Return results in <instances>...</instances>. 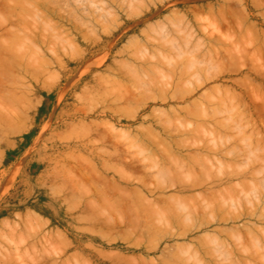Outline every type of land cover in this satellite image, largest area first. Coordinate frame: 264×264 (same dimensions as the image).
<instances>
[{
	"label": "rangeland",
	"instance_id": "obj_1",
	"mask_svg": "<svg viewBox=\"0 0 264 264\" xmlns=\"http://www.w3.org/2000/svg\"><path fill=\"white\" fill-rule=\"evenodd\" d=\"M23 1L0 0V264H264V0Z\"/></svg>",
	"mask_w": 264,
	"mask_h": 264
},
{
	"label": "bare ground",
	"instance_id": "obj_2",
	"mask_svg": "<svg viewBox=\"0 0 264 264\" xmlns=\"http://www.w3.org/2000/svg\"><path fill=\"white\" fill-rule=\"evenodd\" d=\"M22 1H23V0H22ZM24 1H26V0H24ZM24 1H23V2H24ZM29 1H30V0H29ZM34 1H35V0H34ZM38 1H39V0H38ZM45 1H46V0H45ZM45 1H44V2H45ZM23 2H22V3H23ZM27 2H28V1H27ZM27 2H25V3H27ZM30 2H31V1H30ZM44 2H43V0H42V2H41V3L39 2V3H40V4H42V3L45 4ZM53 2H54V1H53ZM20 3H21V2H20ZM37 3H38V2H37ZM30 4H31V3H30ZM32 4H33V2H32ZM34 4H35V3H34ZM34 4H33L32 6H34ZM35 5H36V4H35ZM45 5H46V4H45ZM46 6H47V5H46ZM46 6H43V7H46ZM48 6H50V5L48 4ZM34 7H35V6H34ZM35 8H37V6H36ZM39 8H40V7H39ZM41 8H42V7H41ZM37 9H38V8H37ZM38 10H40V9H38ZM45 10H46V9H45ZM225 21H226V20H225ZM242 29H243V28H242ZM249 42H250V41H249ZM156 63H157V62H156ZM149 67H150V66H149ZM148 69H149V68H148ZM149 70H150V69H149ZM151 70H152V69H151ZM133 75H134V74H133ZM163 84H164V83H163ZM156 85H158V84H156ZM128 87H129V86H128ZM131 88H132V87H131ZM246 88H247V87H246ZM131 90H132V89H131ZM135 91H136V90H135ZM138 92H139V91H138ZM142 92H144V91H142ZM150 92H152V91H150ZM126 93H127V92H126ZM147 94H148V93H147ZM153 94H154V93H153ZM176 96H177V95H176ZM138 97H139V95H138ZM149 97H150V96H149ZM123 98H124V97H123ZM141 98H142V97H141ZM156 98H157V97H156ZM176 98H177V97H176ZM199 98H200V97H199ZM132 99H133V98H132ZM132 99H131V100H132ZM149 99H150V98H149ZM128 100H129V99H128ZM122 101H123V100H122ZM129 101H130V100H129ZM140 101H141V100H140ZM134 102H135V101H134ZM140 103H143V102H140ZM129 107H131V106H129ZM127 108H128V107H127ZM131 108H132V107H131ZM120 109H121V108H120ZM124 109H125V108H124ZM195 109H196V108H195ZM133 110H134V109H133ZM122 111H123V110H122ZM198 111H199V110H198ZM262 112H263V111H262ZM124 113H125V112H124ZM160 113H161V111H160ZM199 113H200V111H199ZM164 114H165V113H164ZM166 114H167V113H166ZM192 115H193V114H192ZM200 116H201V115H200ZM202 116H204V115L202 114ZM204 117H205V119H208L206 116H204ZM201 118L203 119V117H201ZM201 118H200V119H201ZM186 119H187V118H186ZM197 119H198V118H197ZM205 119H203V120H205ZM208 120H209V119H208ZM161 123H162V121H161ZM187 123H188V122H187ZM202 124H203V123H202ZM202 124H201V125H202ZM163 125H164V124H163ZM184 125H185V124H184ZM172 126H173V125H172ZM204 127H205V126H204ZM150 128H151V127H150ZM205 128H206V127H205ZM197 130H198V129H197ZM200 130H201V129H200ZM205 130H206V129H205ZM185 132H186V130H185ZM206 132H207V131H206ZM211 134H212V133H211ZM119 136H120V135H119ZM198 136H199V135H198ZM201 136H202V135H201ZM150 137H151V135H150ZM157 137H158V136H157ZM157 137H156V138H157ZM153 138H154V137H153ZM153 138H152V139H153ZM186 139H187V138H186ZM163 140H165V139H163ZM161 141H162V140H161ZM138 142H139V141H138ZM156 142H157V141H156ZM181 143H182V142H181ZM188 143H189V141H188ZM144 144H145V143H144ZM175 144H176V143H175ZM181 145H183V144H181ZM181 145H180V146H181ZM166 146H167V145H166ZM216 146H217V144H216ZM184 148H186V147L183 146V149H184ZM164 150H165V149H164ZM170 150H172V149H170ZM170 150L168 149V152H170ZM212 150H213V149H212ZM166 151H167V150H166ZM213 151H214V150H213ZM161 152H162V151H161ZM173 152H174V151H173ZM215 152H216V151H215ZM162 153H163V152H162ZM165 153H166V152H165ZM165 153H164V155L168 154V153H166V154H165ZM174 153H175V152H174ZM216 153H217V152H216ZM171 154H172V152H171ZM168 155H169V154H168ZM166 156H167V155H166ZM172 156H173V155H172ZM172 156H169V159H170V157H172ZM174 156H176V155H174ZM185 156H186V155H185ZM195 156H196V155H195ZM195 156H194V157H195ZM202 156H203V155H202ZM164 157H165V156H164ZM167 157H168V156H167ZM176 157H177V156H176ZM194 157H192V158H193L192 161L195 160V159H197V158H194ZM196 157H197V156H196ZM173 158H174V157H172V160H173ZM178 158H179V157H178ZM178 158H177V159H178ZM189 158H190V157H189ZM169 159H168V160H169ZM175 159H176V158H175ZM198 159H199V158H198ZM202 159H203V158H202ZM190 160H191V159H190ZM170 161H171V159L169 160V162H170ZM174 161H175V160H174ZM174 161H173V162H174ZM177 161H178V160H177ZM180 161L182 162L181 159H180ZM180 161H179V162H180ZM192 161H191V162H192ZM185 162H187V161H185ZM218 162H219V161H218ZM198 163H199V162H198ZM172 164H173V163H172ZM172 164H171V166H172ZM177 164H178V163H177ZM188 164H190V163H188ZM193 164H194V163H193ZM219 164H220V163H219ZM219 164H218V165H219ZM175 165H176V164H175ZM222 165H223V164H222ZM181 166L183 167V165H181ZM188 166H189V165H188ZM195 166H196V165H195ZM210 166H214V164H212V165H210ZM263 166H264V165H263ZM175 167H176V166H175ZM179 167H180V166H179ZM179 167H177L176 169H179ZM184 167H185V166H184ZM189 167H190V166H189ZM189 167H188V168H189ZM220 167H221V166H220ZM230 167H231V166H230ZM168 168H169V167H168ZM171 168H172V167H171ZM199 168H200V167H199ZM215 168H216V167H215ZM192 169H193V168H192ZM200 169H201V168H200ZM219 169H220V168H219ZM221 169H222V168H221ZM168 170H169V169H168ZM188 170H189V169H188ZM190 170H191V169H190ZM190 170H189V173H190ZM163 171H164V170H163ZM184 171H185V170H184ZM193 171H194V170H193ZM234 171H235V170H234ZM165 172H166V171H165ZM178 172H179V171H178ZM195 172H196V170H195ZM219 172H220V171H219ZM244 172H245V171H244ZM187 173H188V171H187ZM191 173H192V172H191ZM230 173H231V172H230ZM237 173H239V172L237 171ZM234 174H235V172L233 173V176H234ZM174 175H176V174H174ZM178 175H179V174H178ZM181 175H183V173H182ZM181 175L179 176L180 178H181ZM228 175H229V174H228ZM238 175H240V174H238ZM238 175H237V176H238ZM222 176H223V175H222ZM231 176H232V175H231ZM231 176H230V178H231ZM233 176H232V177H233ZM165 177H166V176H165ZM172 178H173V177H172ZM180 178H179V179H180ZM215 180H218V179H215ZM178 181H181V180H178ZM186 181H188V180H186ZM190 181H191V180H190ZM190 181H189V182H190ZM199 181H201V180H199ZM219 181H220V180H219ZM171 182H172V181H171ZM183 182L186 183L184 179H183ZM197 182H198V181H197ZM202 182H203V181H201V183H202ZM208 182H209V181H208ZM208 182L206 183L207 185H209V184L212 185V184H213L212 181H211L212 183H210V182L208 183ZM243 182H244V181H243ZM246 182H247V181H246ZM177 183H178V182H177ZM179 183H180V182H179ZM181 183H182V182H181ZM187 183H188V182H187ZM203 183H204V182H203ZM203 183H202V184H203ZM249 183H250V182H249ZM252 183H253V182H252ZM142 184H143V183H142ZM144 184H145V183H144ZM182 184H183V183H182ZM189 184H191V183H189ZM189 184H188V185H189ZM202 184H200V185H201V186L206 185V184H204V185H202ZM245 184H246V183H245ZM164 185H165V184H164ZM173 185H174V184H173ZM180 185H181V184H180ZM186 185H187V184H186ZM192 185H193L192 187H194V185H196V183H194V184H192ZM198 185H199V184H198ZM200 185H199V188H201ZM207 185H206V186H207ZM217 185H218V184H217ZM243 185H244V184H243ZM182 186H183V185H182ZM213 186H215V183L213 184ZM246 186H247V185H246ZM161 187L165 188V186H163V183H162V186H161ZM179 187H180V186H179ZM195 187H196V186H195ZM262 187H264V186H262ZM143 188H144V187H143ZM153 188H154V186H153ZM208 188H209V187H208ZM211 188H212V186H211L209 189H211ZM244 188H245V187H244ZM256 188H257V187H256ZM144 189H145V188H144ZM159 189H160V188H159ZM183 189H184V188H183ZM193 189H194V188H193ZM195 189H196V188H195ZM156 190H157V188H156ZM156 190H155V191H156ZM160 190L163 191L164 189H163V190L160 189ZM191 190H192V189H191ZM206 190H208V189L206 188ZM256 190H257V189H256ZM136 191H137V190H136ZM261 191H262V190H261ZM206 192H207V191H206ZM216 192H217V191H216ZM216 192L214 191V193H212V195H213V194H214V195H216V194L220 195L219 192H217V193H216ZM215 193H216V194H215ZM224 194H225V192H224ZM224 194H222V196H223ZM263 194H264V193H263ZM138 195H141V194L139 193ZM142 195H144V194H142ZM192 195H193V194H192ZM201 195H202V194H201ZM218 195H217V198L219 199L220 196L218 197ZM198 196H199V195H198ZM203 196H204V195H203ZM203 196H202V197H203ZM205 196H206V195H205ZM222 196H221V197H222ZM224 196H225V195H224ZM224 196H223V197H224ZM138 197H139V196H138ZM140 197H141V196H140ZM210 197H211V196H210ZM212 197H214V196H212ZM221 197H220V198H221ZM204 198H207V197H204ZM214 198H215V197H214ZM224 198H227L226 200L229 199V198L226 197V196H225ZM197 199H198V198H197ZM221 199H223V198H221ZM178 200H180V199H177V201H178ZM182 200H184V199H182ZM198 200H200V199H198ZM198 200H197V201H198ZM202 200H203V199H202ZM202 200H201V201H202ZM224 200H225V199H224ZM224 200H223L222 202H220V203L222 204V206H221L220 203H219V205H220L222 208L227 207V205L225 206V203L228 202V201L224 202ZM177 201H176V202H177ZM205 201H207V200L205 199ZM216 201H219V200L216 199ZM220 201H221V200H220ZM250 201H251V200H250ZM174 202H175V201H174ZM176 202H175V203H176ZM198 202H200V201H198ZM210 202H212V201H210ZM223 202H224V203H223ZM234 202H235V201H234ZM251 202H252V201H251ZM156 203H157V202H156ZM178 203H179V202H178ZM178 203H177V204H178ZM185 203H186V202H185ZM203 203H204V202H202V204H203ZM214 203H215V202H212V204H214ZM186 204H188V203H186ZM186 204H185L184 206H186ZM202 204L200 203V204H197V205H198V206H199V205L202 206ZM204 204H205V203H204ZM209 204H210L209 207H213V205H212L211 203H209ZM153 205H154V204H153ZM155 205H156V204H155ZM178 205H179V204H178ZM181 205H183V204H181ZM205 205L207 206V204H205ZM211 205H212V206H211ZM223 205H224L225 207H224ZM228 205H229V206H228L227 209H229V207H230V204H229V203H228ZM236 205H237V204H236ZM201 206H200V207H201ZM216 206H217V204L214 205V208H215ZM234 206H235V205H234ZM259 206H260V205H259ZM149 207H151V206H149ZM186 207H187V206H186ZM200 207H199V208H200ZM202 207H203V206H202ZM202 207L200 208V210L202 209ZM207 207H208V206H207ZM221 207H216V209L219 210V211L223 214V212H225V211H224L225 209L222 211ZM235 207H236V206H235ZM235 207H234V208H235ZM237 207H239V206H237ZM153 208H154V207H153ZM188 208H189V206H188ZM203 208L206 210L205 207H203ZM230 208H231V207H230ZM179 209H181V208H179ZM179 209H178V210H179ZM184 209H185V208H184ZM204 209H203V212H204ZM216 209H214V210H212V211L209 209V210H210L209 212H211V213H208V212H207L208 210H206V213H208V214H212V212H213V211L215 212ZM220 209H221V210H220ZM239 209H240V208H239ZM178 210H177V211H178ZM181 210H182V209H181ZM189 210H190V209H189ZM193 210H194V212H195L197 209H193ZM193 210H191V211H193ZM239 211H240V210H239ZM179 212H180V210H179ZM201 212H202V211H201ZM203 212H202V213H203ZM226 212H229V210L226 211ZM246 212H247V211H246ZM181 213L184 214L183 211H182ZM198 213H200V212L198 211ZM206 213H204V215H205ZM221 213H220V214H221ZM247 213H248V212H247ZM182 214H181V215H182ZM208 214H206L205 216H209ZM215 214H216V213H215ZM233 214H235V212H234ZM244 214H245V213H244ZM166 215H168V214H166ZM169 215H170V214H169ZM185 215H188V214H185ZM248 215L250 216V213H249ZM189 216L191 217L192 215H189ZM212 216H215V215L212 214ZM216 216H217V215H216ZM216 216H215V217H216ZM224 216H225V215H224ZM242 216H243L242 211H241L240 214H237V213H236V216H235V218H234V221H238V218L240 219V217H242ZM251 216H255L254 213L251 214ZM251 216H250V217H251ZM168 217H169V216H168ZM244 217H245V216H244ZM258 217H259V216H258ZM181 218H182V217H181ZM183 218L185 219L186 216H185V217L183 216ZM209 218H210V217H209ZM217 218H218V217H217ZM217 218H215L216 221H217ZM242 218H243V217H242ZM251 218H252V217H251ZM179 219H180V218H179ZM184 219H182V221H183ZM213 219H214V217H213ZM221 219H222V217H221ZM235 219H236V220H235ZM185 220H186V219H185ZM168 221H169V220H168ZM168 221H167V222H168ZM168 223H169V222H168ZM207 223H208V222H207ZM182 225H183V224H182ZM256 228L260 229L258 226H257ZM232 232H235V231H232ZM236 234H237V233H236ZM260 234H261V233H260ZM227 235H228V234H227ZM257 235H258V234H257ZM254 236H255V235H254ZM232 237H233V235H232ZM238 237H239V236H238ZM214 238H215V237H214ZM253 238H254V237H253ZM209 239H210V237H209ZM214 240H216V239H214ZM254 240H255V239H254ZM217 241H218V239H217ZM209 242H210V241H209ZM218 242H219V241H218ZM213 243L216 244L215 241H214ZM251 243H252V242H251ZM251 243H250V244H251ZM255 243H256V242H255ZM250 244H249V246H251V245L254 244V243H252L251 245H250ZM211 245H212V244H211ZM211 245H210V246H211ZM216 246H218L217 249L221 248V247H219V246H221L220 244H216ZM216 246H215V247H216ZM224 246H225V245H224ZM213 247H214V246H213ZM243 247H244V246H243ZM247 247H248V245L246 246V248L244 247L243 249L247 250ZM256 247H257V246H256ZM210 248H211V247H210ZM217 249H216V251H217ZM263 249H264V248H263ZM213 250H214V251H213V252H214L213 254H215V252H216V251H215V248H214ZM221 250H222V249H221ZM221 250H220V251H221ZM225 250H227V249H225ZM245 250H244V251H245ZM218 251H219V250H218ZM218 251H217V252H218ZM228 251H229V249H228ZM231 251H233V250L230 249V252H231ZM209 252H210V251H209ZM221 252H223V255L225 254V251H224V250L221 251ZM221 252H220V253H221ZM233 252H234V251H233ZM233 252H232V254H233V257H234V253H233ZM205 253H206V252H205ZM226 253H227V252H226ZM195 254H196V253H195ZM218 254H219V252H218ZM232 254H230V256H231ZM215 255H216V254H215ZM221 255H222V253H221ZM221 255H218L216 258H219ZM227 255H228V253H227ZM227 255L225 254L224 256H225L226 258H228ZM212 256H213V255H212ZM212 256H211V257H212ZM228 256H229V255H228ZM239 256H241V253L239 254ZM248 256H249V255H248ZM191 257H192V256H191ZM193 257H194V256H193ZM201 257H202V256H201ZM233 257H232V258H233ZM243 257L245 258V256H243ZM194 258H197V256H195ZM194 258H192V259H194ZM221 258H222V256H221ZM226 258H224V259L222 260V261H224V264H227V263H228ZM229 258H230V257H229ZM229 258H228V259H229ZM240 258H242V257H240ZM240 258H239V260H241ZM245 259H247V258H245ZM245 259H244V260H245ZM215 260H216V259H215ZM217 260H219V259H217ZM233 260H234V259H233ZM244 260L242 259V261H244ZM247 260H248V259H247ZM257 260L259 261V259H257ZM182 261H183V260H182ZM198 261H199V259H198ZM200 261H201V260H200ZM225 261H226L227 263H225ZM229 261L231 262L232 260H229ZM236 261H237V260H236ZM184 262H185V261H184ZM186 262H187V260H186ZM195 262H196V259H194V263H195ZM230 262H229V264H231ZM237 262H239V261H237ZM237 262H235V260H234V263H235V264H236ZM196 263H197V262H196ZM196 263H195V264H196ZM262 263H263V262H262ZM218 264H223V262H222V263H219V262H218ZM239 264H240V263H239Z\"/></svg>",
	"mask_w": 264,
	"mask_h": 264
}]
</instances>
